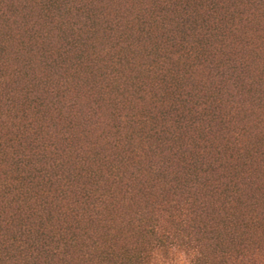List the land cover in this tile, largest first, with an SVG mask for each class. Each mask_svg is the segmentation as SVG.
I'll use <instances>...</instances> for the list:
<instances>
[{
	"label": "trees",
	"instance_id": "trees-1",
	"mask_svg": "<svg viewBox=\"0 0 264 264\" xmlns=\"http://www.w3.org/2000/svg\"><path fill=\"white\" fill-rule=\"evenodd\" d=\"M263 87L264 0H0V264L259 262Z\"/></svg>",
	"mask_w": 264,
	"mask_h": 264
},
{
	"label": "rangeland",
	"instance_id": "rangeland-1",
	"mask_svg": "<svg viewBox=\"0 0 264 264\" xmlns=\"http://www.w3.org/2000/svg\"><path fill=\"white\" fill-rule=\"evenodd\" d=\"M260 84H262V86H263V83H260ZM263 89H264V87H263ZM263 98V97H262ZM264 99V98H263ZM99 128H104L103 126H101V127H99ZM92 140H94L93 138H92ZM110 140H111V136H109V135H106L104 138H101L100 139V141H99V143L104 147V148H110L109 147V143H110ZM114 216H116V217H118V214L117 215H114ZM263 218H264V213H263ZM116 225H118V222L117 221H112V217L110 218V220H109V222L107 223V224H105V225H101L100 227L101 228H105L106 230H107V234H109V235H111V234H113L114 232L111 230L112 229V226H116ZM96 227V226H95ZM122 227V226H121ZM111 228V229H110ZM123 228V227H122ZM111 231H110V230ZM97 231L98 230H100V229H96ZM256 230V235L257 234H259V231H260V229H255ZM101 231V233L103 234L104 233V231L103 230H100ZM186 233H187V231H186ZM252 233L254 234V232L252 231ZM120 234V233H119ZM114 235H117V234H114ZM189 245H190V249L191 250H189L190 251V253H188V254H184V246L183 247H181V248H174L171 252H163L162 254H161V256L159 257V259H156V260H152V262L150 263V264H169V260H168V258H169V256H170V254H175V253H178L177 251H179V250H181L182 248V251H181V253L180 254H182V255H184L183 256V260H182V262H181V264H191L190 263V261H191V259L193 258V254H192V252H193V250H195V248H194V246H195V244L193 243V242H189ZM186 249H188V248H186ZM205 252L207 253V254H209V255H211V256H213L214 255V257H216V255H215V253L214 252H212L211 250H208V249H205ZM260 255V254H259ZM260 258H258V260H259V262L257 261V259H254L253 261H251V259H249L248 261L245 259L241 264H264V258L260 255L259 256ZM262 258V259H261ZM190 260V261H189ZM220 260V261H219ZM227 260H226V258L225 259H220V258H216V259H214L213 260V262L215 263V264H224L225 262H226ZM250 261V262H249ZM261 261V262H260ZM212 261L210 260L207 264H210Z\"/></svg>",
	"mask_w": 264,
	"mask_h": 264
},
{
	"label": "clouds",
	"instance_id": "clouds-1",
	"mask_svg": "<svg viewBox=\"0 0 264 264\" xmlns=\"http://www.w3.org/2000/svg\"><path fill=\"white\" fill-rule=\"evenodd\" d=\"M168 260L169 264H181L183 256L180 253L170 254Z\"/></svg>",
	"mask_w": 264,
	"mask_h": 264
}]
</instances>
